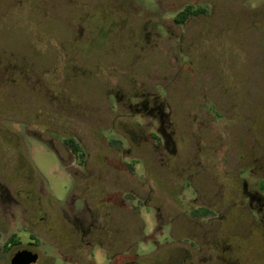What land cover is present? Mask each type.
Returning <instances> with one entry per match:
<instances>
[{"label":"rangeland","instance_id":"obj_1","mask_svg":"<svg viewBox=\"0 0 264 264\" xmlns=\"http://www.w3.org/2000/svg\"><path fill=\"white\" fill-rule=\"evenodd\" d=\"M0 205V264H264V0H0Z\"/></svg>","mask_w":264,"mask_h":264},{"label":"trees","instance_id":"obj_2","mask_svg":"<svg viewBox=\"0 0 264 264\" xmlns=\"http://www.w3.org/2000/svg\"><path fill=\"white\" fill-rule=\"evenodd\" d=\"M203 13H206V8L201 6L188 5L175 16V21L179 24H185L190 17L198 16ZM65 144L77 156L79 161L83 163L85 152L81 145L74 138L65 139ZM198 213L200 215L202 214V212Z\"/></svg>","mask_w":264,"mask_h":264},{"label":"flooded vegetation","instance_id":"obj_3","mask_svg":"<svg viewBox=\"0 0 264 264\" xmlns=\"http://www.w3.org/2000/svg\"><path fill=\"white\" fill-rule=\"evenodd\" d=\"M198 209H199V211H198ZM198 209H195V211L193 212V214L196 216H197L198 212H202L201 215L213 214L212 210H210L209 208L202 207V208H198ZM6 218H7L6 209L3 205H0V241L3 239V237L5 235L4 228H5ZM4 250H5V247L3 246L2 249H0V257H1V255H4ZM129 264H132V263H129ZM180 264H183V263H180Z\"/></svg>","mask_w":264,"mask_h":264},{"label":"water","instance_id":"obj_4","mask_svg":"<svg viewBox=\"0 0 264 264\" xmlns=\"http://www.w3.org/2000/svg\"><path fill=\"white\" fill-rule=\"evenodd\" d=\"M38 258L37 253L29 250H20L14 254L10 264H35Z\"/></svg>","mask_w":264,"mask_h":264}]
</instances>
